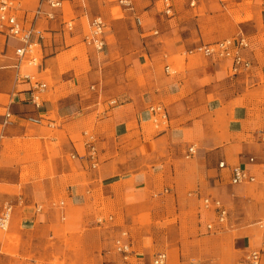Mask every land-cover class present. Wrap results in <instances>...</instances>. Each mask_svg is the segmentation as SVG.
I'll return each mask as SVG.
<instances>
[{"label": "crops", "instance_id": "0c3cea01", "mask_svg": "<svg viewBox=\"0 0 264 264\" xmlns=\"http://www.w3.org/2000/svg\"><path fill=\"white\" fill-rule=\"evenodd\" d=\"M16 1L30 27L39 0ZM63 1L60 9L45 7L54 20L35 24L44 31L39 66L23 68L48 84L40 110L28 85L14 86L19 43L0 37V214L14 205L8 235H0V264H48L47 238L63 225L74 232L70 238L88 228L91 254L112 248L120 264L114 242L122 231L133 242L131 264H151L159 253L167 254L166 264H247L264 242V172L249 164L251 157L264 162V0H249L257 27L245 35L249 48L241 54L253 68L237 75L231 60L186 55L239 35L241 26L217 7L222 0L196 7L173 0L170 15L163 0H132L135 12L118 0ZM117 7L122 15L115 17ZM97 16L107 23L102 51L85 43ZM154 106L166 109L167 123L155 121ZM9 109L13 124L4 128ZM28 117L43 122L33 125ZM90 143L98 149L96 169L86 158ZM191 146L197 154L187 158ZM237 166L251 169L257 181L233 185L230 168ZM204 199L223 203L226 225ZM108 212L123 215V223L102 216ZM145 214L151 224H135ZM65 238L56 241L61 260L82 264L83 255L67 254Z\"/></svg>", "mask_w": 264, "mask_h": 264}, {"label": "built area", "instance_id": "2783aa9c", "mask_svg": "<svg viewBox=\"0 0 264 264\" xmlns=\"http://www.w3.org/2000/svg\"><path fill=\"white\" fill-rule=\"evenodd\" d=\"M206 0H189L191 7H196L199 2ZM119 5L128 12H135V7L132 0H118ZM63 0H39L38 7L35 13V19L33 25L27 27L22 20L18 17V11L21 9L19 3L16 0H0V37L6 40H14L19 43V46L15 49V74H14V86L28 85L31 96L30 103L35 109L40 110L43 104V94L48 89V84L41 82L36 74L30 72H24V67L36 68L39 66V57L37 55L38 50L41 48L42 40L44 39V31L38 29L35 24L36 22L46 17L50 20H54L56 15L53 12H46L45 7L48 6L51 10H57L63 7ZM164 12L167 15L173 12V0H163ZM137 24L142 25L140 18H137ZM73 22L68 23V29L73 30ZM107 23L101 16L93 18L90 24L89 34L85 38V43L88 46L95 48L97 51H102L106 45L105 34H106ZM1 43V42H0ZM249 42L245 34H239L236 37L220 40L218 42L199 45L186 51V55H200L204 58H219L231 60L233 74L237 75L240 73L249 72L252 70V63L245 59L241 50L248 49ZM4 55V52L0 51V57ZM167 72L170 73V68H166ZM152 113L159 119H155L157 123H167L168 114L163 106H154L150 109ZM3 127H9L13 124V114L11 110L3 115ZM27 121L33 125L42 124L43 120L41 117H28ZM260 142L264 143V112L262 116V127L259 131ZM87 160L92 163V168L98 167V149L95 144H88ZM197 154V148L191 146L188 149L187 158H191ZM249 164L257 166L264 172V162H258L257 158H249ZM220 168H225V163L220 164ZM232 174L233 185H246L252 184L257 181V176L251 169L244 167H232L230 168ZM204 207L208 210H215L217 213V222L220 225H226L229 219L228 210L225 208L221 201H212L210 199L203 200ZM65 204L61 202L59 209L62 212L61 219L65 220L63 213ZM14 212V205L8 203L5 205L2 213L0 214V230L7 231L10 227L12 216ZM113 221V218H110ZM100 220L99 223H103ZM261 227L264 228V222L261 223ZM209 230H215L213 225H208ZM114 252L120 255L125 264H131L132 258L135 255L133 249V242L130 239L127 231H122L118 238L114 242ZM264 258V242L260 249L251 251L246 257L247 264H263ZM168 256L166 253H159L152 260L151 264H166Z\"/></svg>", "mask_w": 264, "mask_h": 264}, {"label": "rangeland", "instance_id": "374dc122", "mask_svg": "<svg viewBox=\"0 0 264 264\" xmlns=\"http://www.w3.org/2000/svg\"><path fill=\"white\" fill-rule=\"evenodd\" d=\"M223 3H221L220 1L219 4L217 5V7L220 9V11L224 10L227 13V18L232 21L235 22V24H239L241 26V29H239V34H245L246 36L248 35V33H251L252 31H254L257 27V22L253 21L254 17H255V13L254 11H252L251 8V4L249 3V0H246V3L239 5L237 4L238 0H222ZM145 2V1H144ZM143 0H138V3H144ZM162 2L160 3V6ZM113 15L115 17L117 16H121V10L119 7L114 8L113 9ZM86 30L89 31V27L88 24L86 22ZM81 53H77V55H80ZM264 80V79H263ZM264 85V82H263ZM6 86V85H5ZM60 203V202H59ZM60 205V204H59ZM115 215L116 216V222L119 223H123L124 217L123 215H117L114 214L113 212H108V213H104L102 216L104 218L109 219L110 216ZM59 217V216H58ZM64 222L62 221V219L60 218L59 222ZM67 221V220H66ZM65 221V222H66ZM60 222V223H61ZM64 222V223H65ZM110 222V221H109ZM152 222V218L151 215H141L139 217H137V221H135V224H141V225H146V224H151ZM63 225V224H62ZM63 231L58 233L57 231H55L54 233V238H51V235L49 236V238H47V242L45 245L46 250L49 253V262L48 264H69L68 260H70V257L66 256V262H64L63 260H61V258L63 256H65L64 252L59 251L58 249V245H57V239L59 237V235H63L65 234V250L68 253H72V255L74 257H76V259L80 258L81 255H83V260L85 259V261L82 262V264H120L119 259L117 256H115V254L112 252V248H110L109 250L103 248L100 249L98 251H93V253L95 254H91V251L89 249H87L88 247L84 244L85 243V234L88 231V228L83 229L82 233H78L76 235H79L78 237L74 238V237H67V235H70L74 232L70 231L68 227H65L63 225L62 227ZM9 231V229L7 231H0V235L1 236H5L8 235L7 232ZM111 251V253H110ZM58 252H60L58 254ZM98 254V256H97ZM82 258V257H81ZM71 264H75V262H71Z\"/></svg>", "mask_w": 264, "mask_h": 264}]
</instances>
